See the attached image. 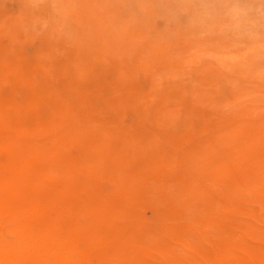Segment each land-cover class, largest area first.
Masks as SVG:
<instances>
[{
    "label": "rangeland",
    "instance_id": "374dc122",
    "mask_svg": "<svg viewBox=\"0 0 264 264\" xmlns=\"http://www.w3.org/2000/svg\"><path fill=\"white\" fill-rule=\"evenodd\" d=\"M205 3L0 0V130L11 165L34 162L25 198L87 214L136 176L141 208L104 226L150 253L208 251L216 217L264 204V20L237 28Z\"/></svg>",
    "mask_w": 264,
    "mask_h": 264
},
{
    "label": "bare ground",
    "instance_id": "6f19581e",
    "mask_svg": "<svg viewBox=\"0 0 264 264\" xmlns=\"http://www.w3.org/2000/svg\"><path fill=\"white\" fill-rule=\"evenodd\" d=\"M75 15L71 18L74 19ZM101 56L104 57L103 54ZM0 137V264H264V230L260 231V228L264 229V204L243 206L233 203L232 206L237 207L244 219L241 225L231 216L222 219L216 217L219 237L208 251L183 244L185 250L180 253L172 249L169 243L160 241L148 247L153 249V253H150L137 239L121 245L114 238L116 232L104 226L107 216L121 217L130 212L129 206H133L135 211L141 208L145 200L143 196L148 192L141 190L136 176L133 181L128 178L115 200L117 204L112 208L107 201V204L99 202L101 204L98 206L89 208L87 214L48 211L49 200L43 203L38 199L25 198L17 185V182H26L29 190H37V177H34V173L30 174L34 162L23 160L18 166L11 165L7 161V126L0 130ZM33 150L36 156L37 147L34 146ZM7 181H12L14 187L7 189ZM232 202L230 200V204ZM101 213L104 220H101Z\"/></svg>",
    "mask_w": 264,
    "mask_h": 264
},
{
    "label": "clouds",
    "instance_id": "9594fccd",
    "mask_svg": "<svg viewBox=\"0 0 264 264\" xmlns=\"http://www.w3.org/2000/svg\"><path fill=\"white\" fill-rule=\"evenodd\" d=\"M204 15L222 11L231 17L237 28L258 26L264 20V0H228L222 7H216L212 0H206L200 10Z\"/></svg>",
    "mask_w": 264,
    "mask_h": 264
}]
</instances>
